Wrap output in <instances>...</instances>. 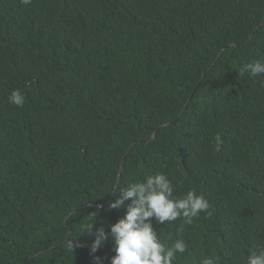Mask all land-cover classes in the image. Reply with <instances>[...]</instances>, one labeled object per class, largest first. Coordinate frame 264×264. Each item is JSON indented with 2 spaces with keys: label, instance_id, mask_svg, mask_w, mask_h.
<instances>
[{
  "label": "trees",
  "instance_id": "16d2710c",
  "mask_svg": "<svg viewBox=\"0 0 264 264\" xmlns=\"http://www.w3.org/2000/svg\"><path fill=\"white\" fill-rule=\"evenodd\" d=\"M257 59L264 0H0V264H110L95 230L157 173L210 205L152 218L185 241L175 264H247L264 247V75L241 72Z\"/></svg>",
  "mask_w": 264,
  "mask_h": 264
},
{
  "label": "clouds",
  "instance_id": "9594fccd",
  "mask_svg": "<svg viewBox=\"0 0 264 264\" xmlns=\"http://www.w3.org/2000/svg\"><path fill=\"white\" fill-rule=\"evenodd\" d=\"M30 4L31 0H22ZM241 72L251 76L264 75V59H257L244 65ZM9 101L17 107H23L25 97L20 90L12 91ZM220 143V137H216ZM119 188V187H118ZM117 189V188H116ZM114 189L112 193H115ZM126 214L110 226L106 233L104 227L94 232L91 251L95 253L105 242L111 239L114 242V256L110 264H175L177 254H183L187 245L183 239H175L171 245L165 244L153 227V219L157 224L172 222L183 218L185 224H191L193 218L200 212L209 209V202L203 195L195 191H188L182 198L174 196V186L163 173L148 175L143 181L119 188V196L112 202L110 209H120L125 206ZM94 223L87 225V231L92 232ZM183 231V226L178 232ZM69 251L74 252L80 247L78 239L66 241ZM97 262L100 258L96 257ZM201 264H215L213 258H205ZM247 264H264V247L250 250Z\"/></svg>",
  "mask_w": 264,
  "mask_h": 264
},
{
  "label": "water",
  "instance_id": "95a60500",
  "mask_svg": "<svg viewBox=\"0 0 264 264\" xmlns=\"http://www.w3.org/2000/svg\"><path fill=\"white\" fill-rule=\"evenodd\" d=\"M156 134H157V131L156 132H154V134H153V138H155L156 137ZM121 171H122V169H121ZM121 174V173H120ZM119 180H120V177H119ZM92 206H96V207H102L101 205H97V204H95V205H92ZM65 225L67 226L68 224H67V222H65Z\"/></svg>",
  "mask_w": 264,
  "mask_h": 264
}]
</instances>
